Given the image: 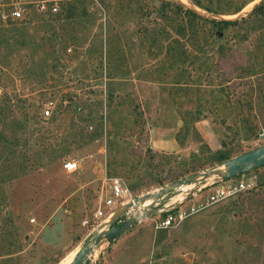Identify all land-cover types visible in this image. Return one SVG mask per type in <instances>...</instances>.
<instances>
[{
    "label": "rangeland",
    "instance_id": "1",
    "mask_svg": "<svg viewBox=\"0 0 264 264\" xmlns=\"http://www.w3.org/2000/svg\"><path fill=\"white\" fill-rule=\"evenodd\" d=\"M21 1L23 19L0 20V264H70L105 224L93 214L113 178L134 198L264 145V20L217 35L196 20L205 30L193 38L177 6L240 20L261 0L236 14L188 0H78L60 14ZM202 1L220 11L234 3ZM175 31L186 33L181 45ZM219 179L119 235L148 240L137 264H264V166L233 178L251 188L192 212ZM168 212L186 216L155 229ZM96 245L105 253L109 242Z\"/></svg>",
    "mask_w": 264,
    "mask_h": 264
},
{
    "label": "water",
    "instance_id": "2",
    "mask_svg": "<svg viewBox=\"0 0 264 264\" xmlns=\"http://www.w3.org/2000/svg\"><path fill=\"white\" fill-rule=\"evenodd\" d=\"M262 166H264V145L225 160L223 168L213 167L205 169L161 187L156 192H148L134 197L131 201L118 207L104 225L89 234L70 264H86L96 243L101 238H105L109 243L112 242L136 221L149 217L153 212L158 211L169 199L177 194V189L197 182H203L211 176H217L220 180L227 181ZM147 201L150 203L146 204ZM124 214L127 219L119 223L120 217ZM104 226L107 228L102 230Z\"/></svg>",
    "mask_w": 264,
    "mask_h": 264
},
{
    "label": "built area",
    "instance_id": "3",
    "mask_svg": "<svg viewBox=\"0 0 264 264\" xmlns=\"http://www.w3.org/2000/svg\"><path fill=\"white\" fill-rule=\"evenodd\" d=\"M73 1H78V0H39L37 1V9L41 12L56 13L60 8V3L73 2ZM24 3L25 2L21 0H0L1 20L5 22V21H15L18 19H23L24 12L22 5ZM49 115H50V110L47 108L44 111V116L48 117ZM63 167L68 172L74 171L77 168V162L73 160H67L63 163ZM202 183L203 182H197L196 183L197 187L190 190H184L183 189L184 187H181L179 189V192L177 193L183 194V192H185L186 194L190 193L192 196H196V193L201 191L202 189L200 187L201 185H203ZM249 188H251L250 182H247L243 179L241 180L230 179L227 181H222L219 179L218 185H215L213 189L210 188L207 189L208 191L205 197L202 200L197 201L192 207L191 211L194 212L201 210L213 203H216L222 199L238 194L239 192ZM132 199L133 198L130 195V193H128L127 188H124L122 186L120 180L118 178H113L111 194L104 198V206L97 209L94 212L93 217L96 220H100L101 223L103 221L106 222L112 216V214L118 208V206L123 205L124 203H127ZM167 204L168 201L158 210V212L162 213L163 211H168L167 208L173 205V204H169L170 205L169 206ZM185 216L186 213L184 212H179L178 216H174L173 214L168 212L162 219L155 221L154 228L157 230L168 228L174 225L179 220H182ZM83 224L85 225L89 224V220L84 219Z\"/></svg>",
    "mask_w": 264,
    "mask_h": 264
},
{
    "label": "trees",
    "instance_id": "4",
    "mask_svg": "<svg viewBox=\"0 0 264 264\" xmlns=\"http://www.w3.org/2000/svg\"><path fill=\"white\" fill-rule=\"evenodd\" d=\"M80 1H82V0H80ZM188 1L192 5L199 7V8H201V9H203L209 13L236 14V13L240 12L241 9L247 3H249L253 0H234V3L231 4L230 9H228L226 11H220V10L214 9L208 5H205L202 0H188ZM74 2H76V1L66 2L65 4H71ZM177 6L179 9V14L182 15V17H183L182 22L184 24L183 26L185 27L184 29H187V31H191V37H193V38L197 37L199 35V33H204L203 30H205L204 27H200L198 29L196 20H200L202 22L210 23V25L216 30L215 31L216 35L218 33H221L222 29L226 26H229V25H237V24L243 23L245 21H250V20L253 23H255L257 20H260L261 22L264 20V0H261L255 6L254 10L251 12V14L247 18H242L240 20H222V19L206 18V17H203V16L197 14L196 12H194L192 9H190L188 7H184L183 5H180V4H177ZM70 9H73V8L70 7ZM64 10H65V8L62 7L61 11L58 13L60 14ZM71 12H72V10H71ZM49 13H51V12H49ZM58 13H56V14H58ZM73 14L74 13H71L67 16H69V18H70L71 16H73ZM2 22H4V21H2ZM9 22H12V21H5L4 23H9ZM199 30H201V31H199ZM212 31H213V29H212ZM175 33H176V37H172L171 41L181 45V42L178 39V37L183 36V34H186V33H180L178 31H175ZM159 47H161V46L159 45ZM230 157L231 156H226V157H224L223 160H226ZM8 220H9V218H8Z\"/></svg>",
    "mask_w": 264,
    "mask_h": 264
},
{
    "label": "crops",
    "instance_id": "5",
    "mask_svg": "<svg viewBox=\"0 0 264 264\" xmlns=\"http://www.w3.org/2000/svg\"><path fill=\"white\" fill-rule=\"evenodd\" d=\"M139 220L138 222H140ZM107 246L106 252L103 253L104 251H102L101 246L97 247L95 245L93 249L94 253L92 251L93 254L91 253L90 256L97 255L102 258L103 254H107L109 260L105 264H137L148 254L150 244L145 238L139 237L129 241L119 236Z\"/></svg>",
    "mask_w": 264,
    "mask_h": 264
},
{
    "label": "bare ground",
    "instance_id": "6",
    "mask_svg": "<svg viewBox=\"0 0 264 264\" xmlns=\"http://www.w3.org/2000/svg\"><path fill=\"white\" fill-rule=\"evenodd\" d=\"M150 203L149 201L146 202V204Z\"/></svg>",
    "mask_w": 264,
    "mask_h": 264
}]
</instances>
